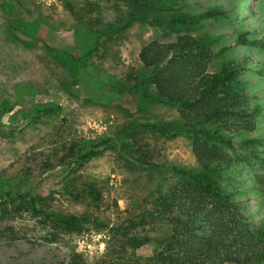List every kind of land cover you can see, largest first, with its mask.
<instances>
[{
    "label": "rangeland",
    "instance_id": "1",
    "mask_svg": "<svg viewBox=\"0 0 264 264\" xmlns=\"http://www.w3.org/2000/svg\"><path fill=\"white\" fill-rule=\"evenodd\" d=\"M132 9L120 0H0V208L8 210L0 222L14 228L1 232L0 264H155L171 234L158 205L183 183L179 169L201 167L194 135L177 107L157 99L139 54L185 34L213 51L210 72L238 67L246 108L227 128L212 126L229 145L210 144L226 157L221 187L252 225L264 224L256 88L264 89V0H162L151 12L202 18L123 29ZM64 216L85 220L71 230Z\"/></svg>",
    "mask_w": 264,
    "mask_h": 264
},
{
    "label": "trees",
    "instance_id": "2",
    "mask_svg": "<svg viewBox=\"0 0 264 264\" xmlns=\"http://www.w3.org/2000/svg\"><path fill=\"white\" fill-rule=\"evenodd\" d=\"M120 1L133 8L123 29L141 20L164 26L196 24L202 18L201 15L165 18L151 12L162 0ZM240 42L250 44L244 36ZM213 55L204 39L189 34L169 42L152 40L139 54L143 66L151 70L148 79L157 99L177 107L184 126L194 135L192 149L201 167L199 171L179 169L183 183L171 188L158 205V213L166 216L171 225V234L152 257L155 264H264V224L254 226L238 211L234 196L221 187L217 173L226 157L210 142L217 147L219 143L229 145L230 140L212 126L227 128L233 120L235 123L248 101L240 87L236 65L225 64L216 72L208 70ZM256 88L264 96L263 86L257 83ZM95 153L90 149L83 157ZM260 192L264 200L261 184ZM89 194L95 200L100 198L95 191ZM30 200L36 212V198ZM7 211L0 208L2 221ZM58 220L62 226L76 230L85 218L64 216ZM4 230L14 228L10 223L4 226L0 222V235Z\"/></svg>",
    "mask_w": 264,
    "mask_h": 264
}]
</instances>
